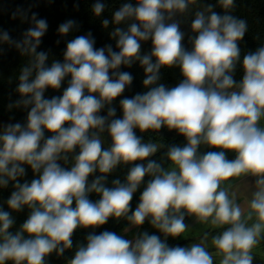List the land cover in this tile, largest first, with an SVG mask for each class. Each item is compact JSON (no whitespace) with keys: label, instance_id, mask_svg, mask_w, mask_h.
I'll return each mask as SVG.
<instances>
[{"label":"clouds","instance_id":"9594fccd","mask_svg":"<svg viewBox=\"0 0 264 264\" xmlns=\"http://www.w3.org/2000/svg\"><path fill=\"white\" fill-rule=\"evenodd\" d=\"M195 3H124L113 14L112 23L117 26L110 33L119 51L111 45L96 48L89 32L68 41L63 62L53 60L50 66L48 53L37 52L48 27L44 19L33 14V27L19 42L0 32V41L33 57L19 75L21 98L10 105L30 107L26 124L0 125V188L14 182L8 208L22 211L27 206L31 211L13 233L9 230L15 221L0 206V264H46L53 252L62 255L72 247L77 228H98L110 217L125 218L134 226L148 220L165 237H180L188 230L185 214L202 223L227 226L212 238L220 264H253V249L264 239V46L243 55L244 74L237 82L238 42L247 31L246 22L228 14L234 0H218L224 15L207 5L195 12L191 22L195 35L189 51L174 17ZM92 10L100 16L105 4L96 0ZM125 22H129L127 29L119 27ZM109 23L102 21L105 28ZM74 27L69 20L58 31L67 35ZM148 40L152 50L142 54L141 42ZM137 61L144 68L143 85L148 90L120 100L122 118L116 117L114 107L100 115L133 81L120 67ZM173 66L180 68L182 82L171 88L158 83L160 69ZM68 76L71 79L62 95L45 98L47 89L59 90ZM162 127L187 141L184 146L168 147V169L148 159L160 145L144 142L134 131ZM45 131L52 135L46 138ZM105 132L111 138L108 148L103 147ZM201 145L220 150L200 154ZM227 151L235 152V159L229 160ZM70 159V167L59 163L68 164ZM145 160L146 164L135 163ZM120 164L132 165L126 181L116 179L112 187H106L107 174ZM22 165L30 166L38 178L21 183L19 178L26 175ZM97 170L102 175L89 184L88 177ZM242 175L256 178L246 215L221 187ZM146 176L151 179L133 211L130 202ZM93 192L100 196L95 202L88 198ZM253 217L255 222L249 225ZM86 241L68 264H214L213 254L202 243L170 247L146 231L134 239L107 230L93 232Z\"/></svg>","mask_w":264,"mask_h":264},{"label":"trees","instance_id":"16d2710c","mask_svg":"<svg viewBox=\"0 0 264 264\" xmlns=\"http://www.w3.org/2000/svg\"><path fill=\"white\" fill-rule=\"evenodd\" d=\"M101 2L105 4V10L100 16H96L92 10L96 0H0V32H7L12 41L19 42L24 38V33L33 27L31 20L33 14L36 15L37 19H44L48 27L45 34L41 37V43L37 47V52L48 53L49 59L47 63L49 66L53 60L63 62V55L68 41L79 35H87L89 32H91L95 40L96 48L111 45L114 51H119L116 48L115 39L110 35L114 27L117 26L112 23L113 14L124 3H132L135 5L136 0H101ZM207 5H212L213 10L218 14H225V9L218 3V0H196L195 4L189 6L186 13H178L174 17L180 23V29L185 34L183 44L189 51L192 48L190 38L195 35L191 30V22L194 19L195 12L204 10ZM227 11L228 14L244 20L247 24V31L243 39L238 42L241 49V63L237 64L234 79L239 82L244 74L242 68L243 55L248 52H254L257 48L264 46V0H234V6ZM14 13L15 17L13 16ZM104 19L110 21L107 28L102 25ZM69 20L75 22V27L67 35H62L58 31L59 26ZM128 23H122L119 27L127 29ZM151 50V40L141 42L142 54H149ZM32 60L33 57L31 55L22 53L14 44L0 41V119L7 124L16 122L26 124L27 112L30 110V107H10V105H15V102L21 98L17 92L19 75L22 68L29 65ZM153 62H155L154 59ZM119 71L129 72L133 77V81L130 86L126 87L124 93L113 101L112 105H106L101 110L99 114L102 116L107 115L108 107H114L116 109V117L122 118L123 112L120 107V100L125 97L131 98L138 93L142 94L148 90L143 85V80L145 79L144 68L138 61L133 63L131 67L122 65ZM109 74H112L111 70ZM70 79V76L66 77L59 90L47 89L45 98L50 99L53 96L62 95ZM183 79L184 77L178 66L162 67L160 69V80L158 83H162L166 87L171 88L177 86ZM85 94H88L87 91ZM134 131L137 136L142 137L144 142H153L160 145L158 151L148 159L157 161L164 168L170 163L166 157L168 147L172 145L184 146L187 142L184 136L178 134L175 130H169L167 127H162L158 131L149 130L144 133H141L139 129H135ZM50 135L52 133L45 131L46 138ZM102 138L105 141L103 147H110L111 138L107 132L102 134ZM219 150L208 147V151ZM78 152L79 149L77 148L76 153ZM227 155L229 156L228 159L231 160L230 158H234L236 154L233 151H227ZM59 163L64 167H70L72 161L70 159L68 164H65L63 161H59ZM135 163L146 164L147 160L136 161ZM131 166L126 164L118 165L111 173L107 174L105 186L112 187V181L116 179L124 183ZM38 175L32 169L29 171L26 170V175L19 178V180L21 183L25 181L30 183L32 179L38 178ZM100 175L102 174L97 170L92 178H88L89 184ZM150 179V176H146L138 190L133 194V199L130 202L133 211L139 204L140 194ZM13 183L10 181L6 188H0V206L3 207V210L11 213L15 223L9 231L15 233L19 230L20 225L25 222L31 210L27 206L22 211H14L8 208L6 202L14 190ZM88 198L93 201L99 200L100 196L93 192L89 194ZM125 221V218L116 219L110 217L106 224L98 228H77L72 236V247L66 249L62 255H57L56 252H53L50 254L49 260L53 262L72 255L76 252L79 245L86 244V237L90 233L100 234L106 230H114Z\"/></svg>","mask_w":264,"mask_h":264},{"label":"flooded vegetation","instance_id":"af4514ba","mask_svg":"<svg viewBox=\"0 0 264 264\" xmlns=\"http://www.w3.org/2000/svg\"><path fill=\"white\" fill-rule=\"evenodd\" d=\"M221 187H223V184L221 185ZM188 219L191 220L190 223H188V225L189 224L190 225L200 224V225H203L204 227H202V229L199 230L198 232L194 231L188 235H185V236L181 235L180 237H176V238H173L171 236L165 237V235L161 236L162 233L159 232L153 226H151L150 223L146 224V228H148L149 226L151 227L149 229H145V231L148 232L150 235L154 234V235L159 236L161 240H166L167 244L170 247L183 244V243H189L188 247H190L193 243H202L207 248V250L213 254L214 264H220L221 256L217 254V250L212 245V238L216 235H219L224 230V227H227V226L216 227V226L211 225V223H202L196 217H192L191 215L186 217L184 222L185 223L188 222ZM128 223L129 221L126 220L121 226L115 228L112 232H115L119 228L127 225ZM251 223H253V219L251 221H248L249 225ZM145 231L143 230L141 233ZM130 239H134V237ZM74 255L75 253H73L72 255L68 257L55 260L53 262L49 260L50 258V255H49L48 257H46V264H68V262ZM253 256H254L253 264H264V239H262L260 244L253 249ZM8 264H12V262H8Z\"/></svg>","mask_w":264,"mask_h":264},{"label":"rangeland","instance_id":"374dc122","mask_svg":"<svg viewBox=\"0 0 264 264\" xmlns=\"http://www.w3.org/2000/svg\"><path fill=\"white\" fill-rule=\"evenodd\" d=\"M3 124H7L5 123V121H2L0 119V125ZM261 125L264 126V121H261ZM103 139V138H102ZM104 141V139H103ZM105 143V141H104ZM187 143V142H186ZM104 145V144H103ZM200 154H204L206 152H208V146L206 145H201L200 148L198 149ZM236 154V153H235ZM236 157V155H235ZM234 158H230L231 160L235 159ZM227 158H229V156L227 155ZM23 167H25L26 170H31L30 166L28 165H22ZM170 163L166 166L165 169L170 168ZM255 180L256 178L250 175H242L238 178H232L229 181L225 182L223 184V188H225L230 197H234L236 203H238L242 209L244 210L245 215L247 214V212L249 211V202L253 197V193L256 191V186H255ZM97 200H93V202H95ZM75 206V204H73V207ZM194 217V216H192ZM190 219H188V222H186L185 224L188 225V223H190ZM253 222H255V217H253ZM150 223L148 220L145 221V223L141 226H134L132 225L130 222L119 228L118 230L115 231V233H117L118 235H122L124 236L126 239H130L133 237L138 236L139 233H141L143 230L145 231V229H149L151 226H149L148 228H146V224ZM21 227V225H20ZM19 227V229H20ZM202 227H204L203 225L200 224H192V225H188V230L182 234V236L188 235L192 232H198L199 230L202 229ZM25 238H27V234H25ZM189 243H183V244H179V245H175V246H181V247H188ZM173 246V247H175Z\"/></svg>","mask_w":264,"mask_h":264},{"label":"water","instance_id":"95a60500","mask_svg":"<svg viewBox=\"0 0 264 264\" xmlns=\"http://www.w3.org/2000/svg\"><path fill=\"white\" fill-rule=\"evenodd\" d=\"M92 177H93V174L90 175L88 178H92ZM188 216H189V215L186 214V215H185V218L188 217ZM112 231H113V230H111V232H112ZM162 235H164V234L162 233L161 236H162Z\"/></svg>","mask_w":264,"mask_h":264}]
</instances>
